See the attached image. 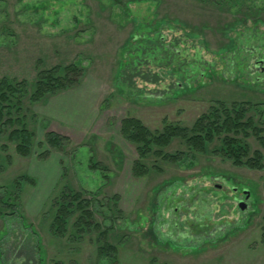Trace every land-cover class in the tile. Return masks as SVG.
Returning <instances> with one entry per match:
<instances>
[{"label": "rangeland", "instance_id": "obj_1", "mask_svg": "<svg viewBox=\"0 0 264 264\" xmlns=\"http://www.w3.org/2000/svg\"><path fill=\"white\" fill-rule=\"evenodd\" d=\"M237 1L0 0V80L31 84L40 70L83 67L79 83L67 91L35 104L22 100L35 132L30 157L0 140L7 149L0 150V187L21 175L34 180L22 184L24 219L0 217V264H113L98 257L96 236L50 232L52 200L65 185L101 188L100 199L120 197L124 217L110 238L121 241L116 264H264V170L216 156L215 140L191 167L159 161L162 172L135 179L137 152L121 134L127 116L160 131L165 122L191 127L216 100L264 105V0ZM160 19L167 22L165 44L179 50L174 63L184 68L181 74L139 45L131 47L133 55L122 53L130 36L153 35L150 24ZM122 54L129 76L123 87L116 79ZM204 69L208 77L201 80ZM186 77L189 86L207 83L178 95ZM262 109L261 117L252 113L264 130ZM50 131L71 144L51 149L44 141ZM246 142L264 154L253 138ZM178 144L168 150H181Z\"/></svg>", "mask_w": 264, "mask_h": 264}, {"label": "trees", "instance_id": "obj_2", "mask_svg": "<svg viewBox=\"0 0 264 264\" xmlns=\"http://www.w3.org/2000/svg\"><path fill=\"white\" fill-rule=\"evenodd\" d=\"M239 0L237 2H241ZM165 20H155L150 24L153 35L139 34L135 32L125 43L122 53L133 55L132 46L139 45L144 54L158 59V63L164 67L174 65L177 73L181 74L183 67L174 63L175 56H179V50L173 43L165 44L164 36H161ZM152 46V47H151ZM130 47V49H129ZM174 50V51H173ZM136 54L141 50H135ZM134 51V53H135ZM177 51L178 53H173ZM249 55L255 56V50L247 51ZM124 54H122L118 69V85L128 82L125 68L128 65ZM195 69V64L192 65ZM83 71L79 63L67 66H55L48 70H40L34 82L29 84L26 80H9L7 77L0 80V140L3 138L16 145V151L21 157H30L33 152L35 132L29 128L26 111L22 100L28 98L32 104L54 97L63 91H67L79 83L78 78ZM192 71V70H191ZM79 72V73H78ZM209 70L199 72L203 80L208 77ZM72 75H77L73 80ZM180 82L178 95L196 91L205 86L206 81L198 82L196 86H189L184 78ZM215 105L206 113L200 115L191 127L165 122L162 130H152L140 119L127 116L121 121V134L123 138L135 147L137 159L132 166V174L135 179L149 177L153 172L160 173L163 168L159 161L167 164L183 165L189 161L187 166L195 164L198 155H204L215 140H219L220 146L213 153L223 160L231 162L235 167H246L251 170H264V154L261 150L252 152L247 141L253 138L264 150V130L257 126L254 110L263 112L262 104H253L251 101H233L230 104L216 100ZM23 113V114H21ZM263 115V114H262ZM264 117V116H263ZM262 124V123H261ZM259 125V124H258ZM263 125V124H262ZM44 141L56 151H61L65 146L71 144L67 136H62L54 131L47 132ZM178 142L181 150L174 153L168 149L174 142ZM0 150L6 151L2 145ZM48 153H44L46 155ZM1 157V156H0ZM8 164L10 157L3 156ZM94 167L101 168V164L94 163ZM34 181L30 176L21 175L10 185L0 187V217L16 216L23 220L19 208H22L21 195L22 184ZM101 188L95 192L76 191L71 186L65 185L52 200V222L50 232L54 236L63 237L68 231L72 237L96 236L97 254L100 259H108L113 264L118 261V245L110 241L111 236L118 231V220L124 217L120 209V197H104L100 199ZM98 218V219H97ZM100 219V220H99ZM114 236V237H115ZM264 243V231L262 233Z\"/></svg>", "mask_w": 264, "mask_h": 264}, {"label": "water", "instance_id": "obj_3", "mask_svg": "<svg viewBox=\"0 0 264 264\" xmlns=\"http://www.w3.org/2000/svg\"><path fill=\"white\" fill-rule=\"evenodd\" d=\"M244 194L248 195L249 192H248L247 190H245V191H244ZM239 207H240L242 210L245 209V208H246V203H245V201L240 200V201H239Z\"/></svg>", "mask_w": 264, "mask_h": 264}]
</instances>
